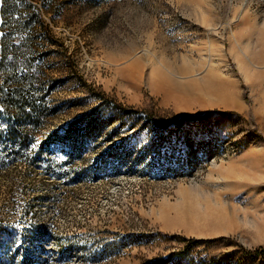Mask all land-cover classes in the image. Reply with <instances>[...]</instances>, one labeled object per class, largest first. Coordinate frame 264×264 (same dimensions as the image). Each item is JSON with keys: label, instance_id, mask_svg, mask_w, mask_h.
<instances>
[{"label": "rangeland", "instance_id": "rangeland-1", "mask_svg": "<svg viewBox=\"0 0 264 264\" xmlns=\"http://www.w3.org/2000/svg\"><path fill=\"white\" fill-rule=\"evenodd\" d=\"M36 1L83 82L138 113L57 85L36 170L0 163V264H264V0ZM189 54L236 78L247 110L159 105L147 68L175 74Z\"/></svg>", "mask_w": 264, "mask_h": 264}, {"label": "trees", "instance_id": "trees-1", "mask_svg": "<svg viewBox=\"0 0 264 264\" xmlns=\"http://www.w3.org/2000/svg\"><path fill=\"white\" fill-rule=\"evenodd\" d=\"M49 11L47 3L40 4L36 0H3L1 3L0 163L5 166L7 162L17 160L25 167L24 173L36 170L35 163L41 151L37 146V151L28 153V145L42 138L39 132L45 120L51 119L62 108L56 106L53 100L57 85L71 80L81 81L88 91V97L98 101L97 107L138 113L115 102L104 91L97 92L93 85L83 82L77 62L69 54L67 45L56 38L50 28L46 19ZM54 54L60 55L57 61H52ZM57 73L63 74L56 76ZM76 101V98H69L65 105L67 108L74 107ZM214 112L208 111L202 118L210 117ZM198 119L201 117L184 116L181 121ZM156 123L161 128L170 125L166 122ZM52 141V136L48 135L46 142ZM187 241L195 244L200 240ZM252 253L260 255L264 253V247Z\"/></svg>", "mask_w": 264, "mask_h": 264}, {"label": "crops", "instance_id": "crops-1", "mask_svg": "<svg viewBox=\"0 0 264 264\" xmlns=\"http://www.w3.org/2000/svg\"><path fill=\"white\" fill-rule=\"evenodd\" d=\"M183 61L181 66L173 67L175 74L161 68H147L146 85L159 105L183 115H199L209 109L239 113L247 110L236 78H224L215 69L205 70L203 59L190 54ZM185 215L186 212L180 216L184 218ZM181 217L165 212L164 218L170 222L163 224L164 230H185L184 224H176Z\"/></svg>", "mask_w": 264, "mask_h": 264}, {"label": "snow or ice", "instance_id": "snow-or-ice-1", "mask_svg": "<svg viewBox=\"0 0 264 264\" xmlns=\"http://www.w3.org/2000/svg\"><path fill=\"white\" fill-rule=\"evenodd\" d=\"M0 2H3V0H0ZM3 35V33L2 32H0V36H2Z\"/></svg>", "mask_w": 264, "mask_h": 264}, {"label": "bare ground", "instance_id": "bare-ground-1", "mask_svg": "<svg viewBox=\"0 0 264 264\" xmlns=\"http://www.w3.org/2000/svg\"><path fill=\"white\" fill-rule=\"evenodd\" d=\"M209 226V225H208Z\"/></svg>", "mask_w": 264, "mask_h": 264}]
</instances>
